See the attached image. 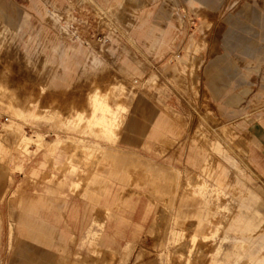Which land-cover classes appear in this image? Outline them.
<instances>
[{
	"label": "rangeland",
	"instance_id": "374dc122",
	"mask_svg": "<svg viewBox=\"0 0 264 264\" xmlns=\"http://www.w3.org/2000/svg\"><path fill=\"white\" fill-rule=\"evenodd\" d=\"M246 11L264 14V0H207L200 7L189 0H0V130L12 132L13 122L19 125L22 132L11 150L26 148L28 158L20 169L15 163L0 169V190L5 192L0 264H11L13 254L19 257L15 264H264V55L242 56L224 44L241 25L263 31L244 17ZM168 17L176 28L175 41L152 47L144 32L164 29ZM139 22L146 25L135 34ZM256 39L258 50L264 51L261 38ZM66 47L81 49L86 66L70 71L67 89L59 93L46 85L59 70V51ZM227 52V59L240 68L232 73L217 61ZM125 58L137 67V75L120 73ZM94 59L100 65L93 66ZM93 81L132 88H112L96 98L128 100L135 94L127 116L135 128L126 131L127 143L115 146L165 174L148 179L147 196L133 197L139 200L136 209L124 213L131 226L115 238L111 257L104 249L80 246L78 238L85 235L80 226L65 261L56 251L10 248L9 200L18 188L27 193L33 189L29 168H38L44 152L37 146L38 136L46 143L95 140L85 131L67 130L55 116L48 120L51 111L85 107ZM33 103L40 116L31 107L34 118L19 117L18 110ZM161 110L177 117L172 121L180 126L179 136L140 146ZM185 118L188 124L182 123ZM204 158L209 162L198 173ZM70 200L82 209L87 204V198ZM146 206L150 209L145 213ZM84 215L88 220L89 212Z\"/></svg>",
	"mask_w": 264,
	"mask_h": 264
},
{
	"label": "crops",
	"instance_id": "0c3cea01",
	"mask_svg": "<svg viewBox=\"0 0 264 264\" xmlns=\"http://www.w3.org/2000/svg\"><path fill=\"white\" fill-rule=\"evenodd\" d=\"M206 1L189 0L194 7H200ZM137 3L141 4L140 1ZM169 17L164 29L158 31L155 28H149L144 32L146 38H152V47L155 44L162 47L175 41L176 28ZM244 17L252 24L262 27L263 31L259 33L249 26L241 25L240 31L227 35L224 43L226 50L246 57H251L255 53L264 55L263 50H258L256 41V38H261V43L264 44V14L246 11ZM24 22L26 20H23ZM145 25V22L137 23L133 33H141ZM243 33L252 38L243 36ZM52 51L58 52L59 49L52 48ZM59 52L61 57L59 70H56L46 86L49 90L64 93L67 89L68 73L74 68L83 69L86 64L81 61V58H86L81 49L66 47ZM227 57L228 52L217 57V61L226 63L223 68L225 72L232 73L240 69ZM92 64L98 66L100 62L94 59ZM247 65L245 63L244 66L247 67ZM119 71L127 78L138 73L137 67L127 58L120 62ZM93 83L94 86L85 100V107L73 108L69 105L65 112L51 111L48 114V120H52L55 116L58 124L67 130L85 131L95 140L89 144H82L72 143L68 138H58L46 143L41 136H38L37 146L40 143L38 148L43 149L44 152L43 160L37 165L38 168H29L28 176L33 180V189L27 193L18 188L9 200L7 234L10 248L26 247L39 254H50L56 251L58 259L65 261L68 258L66 253L68 244L77 240L74 229L80 226L81 233L85 230V235L84 238H78L79 245L87 243L94 250L104 249L105 256L111 257L115 254L113 249L116 243L115 238L123 237L126 229L131 226L130 219L124 213L128 210L133 212L136 209L134 203H138L139 200L135 202L133 197L147 196L144 187L148 179L152 175L165 174L164 170L154 168L149 161L142 160V157L115 146L120 141L127 143L129 137L126 131L135 128L133 123H127L135 94L128 100L96 98L97 94L100 97L106 96L112 88L133 91L132 88L129 89L122 82L117 81L107 82L104 86L99 85L101 81H93ZM41 90L43 91L44 87H41ZM31 107L35 109L34 113L39 117L36 111L37 103H33L32 106L29 104L26 110H18L21 114L19 117L34 118L29 111ZM107 109L109 111H106ZM137 111L140 112L141 109ZM172 118L177 119L168 111H159L148 128L145 142L139 145L149 148L152 141L161 144L173 142L180 134V126L174 123ZM13 123L16 127H12V132L0 130V169L8 163H15L20 169L21 164L28 160L26 148L11 150L16 134L22 132L20 126ZM182 123L188 124V118L183 119ZM194 123L198 122L194 121ZM105 125L108 126L105 127ZM26 139L30 140L27 137ZM99 141H103L104 144ZM189 160L194 161L191 156ZM207 162H209L207 158L202 160L198 173ZM221 176L222 174L219 179ZM177 179L176 175L172 183L173 193L176 190ZM4 195L5 192L0 190V251L4 245L5 234ZM71 196H78L82 200L87 198L84 209L71 202ZM149 209L150 207L146 206L144 212L146 213ZM85 212H89L88 220L85 219ZM82 213L84 214L80 219ZM261 236V240L264 239V230L261 231ZM261 242L264 244V240ZM18 260V255H11V264H15Z\"/></svg>",
	"mask_w": 264,
	"mask_h": 264
},
{
	"label": "bare ground",
	"instance_id": "6f19581e",
	"mask_svg": "<svg viewBox=\"0 0 264 264\" xmlns=\"http://www.w3.org/2000/svg\"><path fill=\"white\" fill-rule=\"evenodd\" d=\"M106 111H108V110H106Z\"/></svg>",
	"mask_w": 264,
	"mask_h": 264
}]
</instances>
